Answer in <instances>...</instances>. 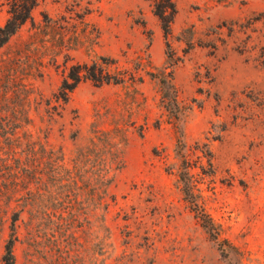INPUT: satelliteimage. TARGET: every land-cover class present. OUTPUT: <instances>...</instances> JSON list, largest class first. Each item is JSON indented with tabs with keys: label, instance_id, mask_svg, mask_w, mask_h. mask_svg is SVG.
<instances>
[{
	"label": "rangeland",
	"instance_id": "374dc122",
	"mask_svg": "<svg viewBox=\"0 0 264 264\" xmlns=\"http://www.w3.org/2000/svg\"><path fill=\"white\" fill-rule=\"evenodd\" d=\"M175 7L166 38L152 0H39L0 48V116L20 108L34 140L69 168L85 151L89 172L66 193L53 187L31 224L23 213L15 264H264V0ZM92 63L123 82L82 81L58 101L70 68ZM162 72H172L178 125L162 104ZM95 130L118 143L105 198ZM179 139L217 240L180 190ZM8 234L0 222V264Z\"/></svg>",
	"mask_w": 264,
	"mask_h": 264
},
{
	"label": "trees",
	"instance_id": "16d2710c",
	"mask_svg": "<svg viewBox=\"0 0 264 264\" xmlns=\"http://www.w3.org/2000/svg\"><path fill=\"white\" fill-rule=\"evenodd\" d=\"M152 2L153 13L159 20L164 36L167 38L176 14L175 0H152ZM38 3L39 0H6L7 20L0 27V48L32 20V11ZM166 47L170 49L168 42H166ZM167 59L170 67L176 64L177 59L171 51L168 52ZM157 78L161 87L162 104L175 120V125H178L179 107L172 72H162ZM82 81H90L94 85L102 86L120 84L123 78L111 75L97 63L74 65L63 80L56 99L65 102ZM28 122L23 110L16 107L0 116V212L2 215L0 222L7 224L9 231L3 246L1 264L16 263L14 246L19 240V222H22L23 213H29L31 224L35 217L33 211L43 198L55 193L53 187L62 190L58 192L61 195L66 193L65 189L70 186L78 187L84 174L89 173L82 163V160L86 158L84 157L85 151H80L77 158L71 160L72 166L67 167L61 152L55 151L47 143L34 140L32 135L25 130ZM90 145L98 153L106 158L109 157L107 160L100 155L101 169L95 170L103 198H105L109 182L107 175L113 164H116L118 143L111 137V132L95 130L92 132ZM177 147V154L182 159L177 168V176L184 200L199 224L210 237L217 240L219 232L212 219L204 211L198 194L197 182L193 179L191 167L184 158L185 145L180 139ZM119 162L117 160L116 167ZM12 204L15 205L13 208ZM221 244H224V241L220 242V246Z\"/></svg>",
	"mask_w": 264,
	"mask_h": 264
}]
</instances>
